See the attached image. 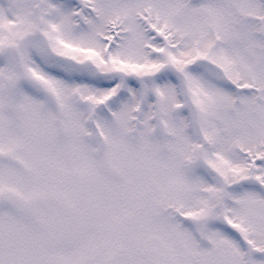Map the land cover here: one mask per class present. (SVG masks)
Here are the masks:
<instances>
[{
	"label": "snow or ice",
	"instance_id": "obj_1",
	"mask_svg": "<svg viewBox=\"0 0 264 264\" xmlns=\"http://www.w3.org/2000/svg\"><path fill=\"white\" fill-rule=\"evenodd\" d=\"M0 264H264V0H0Z\"/></svg>",
	"mask_w": 264,
	"mask_h": 264
}]
</instances>
